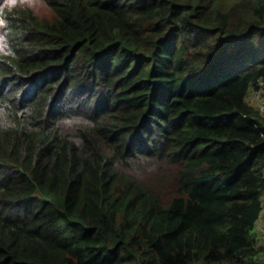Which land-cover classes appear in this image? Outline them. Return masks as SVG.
<instances>
[{
  "label": "trees",
  "instance_id": "obj_1",
  "mask_svg": "<svg viewBox=\"0 0 264 264\" xmlns=\"http://www.w3.org/2000/svg\"><path fill=\"white\" fill-rule=\"evenodd\" d=\"M217 1L0 0V264H264V0Z\"/></svg>",
  "mask_w": 264,
  "mask_h": 264
},
{
  "label": "built area",
  "instance_id": "obj_2",
  "mask_svg": "<svg viewBox=\"0 0 264 264\" xmlns=\"http://www.w3.org/2000/svg\"><path fill=\"white\" fill-rule=\"evenodd\" d=\"M247 99L250 100L253 103H256L260 108L259 111L261 114L264 115V78L260 79L259 82L257 84H255L254 86H252L247 94ZM263 211H262V215L264 213V198H263ZM261 215V217H262ZM260 217V218H261ZM259 220L256 223V227H255V231L256 234L258 235V238H263V234L261 235V232H263L260 228H259Z\"/></svg>",
  "mask_w": 264,
  "mask_h": 264
},
{
  "label": "rangeland",
  "instance_id": "obj_3",
  "mask_svg": "<svg viewBox=\"0 0 264 264\" xmlns=\"http://www.w3.org/2000/svg\"><path fill=\"white\" fill-rule=\"evenodd\" d=\"M30 1H31V0H29V2H30ZM41 1H42V0H40V2H38V4H40ZM219 1H220V0H218V1L216 2L217 5H218ZM34 2L36 3V0H34ZM36 15L38 16V14H36ZM247 100H248V99H247ZM248 102H249L250 104H252L257 110H259L260 107H259L256 103H253V102H251L250 100H248ZM259 228L263 231V232H261V235L263 234V238L260 239V242L264 244V213H263L262 217L260 218V221H259Z\"/></svg>",
  "mask_w": 264,
  "mask_h": 264
},
{
  "label": "clouds",
  "instance_id": "obj_4",
  "mask_svg": "<svg viewBox=\"0 0 264 264\" xmlns=\"http://www.w3.org/2000/svg\"><path fill=\"white\" fill-rule=\"evenodd\" d=\"M26 0H6V3L10 6H15L17 3L23 4Z\"/></svg>",
  "mask_w": 264,
  "mask_h": 264
}]
</instances>
